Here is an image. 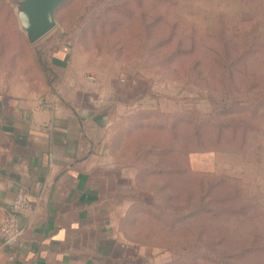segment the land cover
I'll list each match as a JSON object with an SVG mask.
<instances>
[{"label":"rangeland","instance_id":"obj_1","mask_svg":"<svg viewBox=\"0 0 264 264\" xmlns=\"http://www.w3.org/2000/svg\"><path fill=\"white\" fill-rule=\"evenodd\" d=\"M15 1L0 0V96L43 89L33 50L70 31L61 78L109 119L123 249L106 264H264V0H67L35 45ZM199 196L211 214H190Z\"/></svg>","mask_w":264,"mask_h":264},{"label":"crops","instance_id":"obj_2","mask_svg":"<svg viewBox=\"0 0 264 264\" xmlns=\"http://www.w3.org/2000/svg\"><path fill=\"white\" fill-rule=\"evenodd\" d=\"M68 82L0 96V223L18 193L29 200L22 238L0 248V264H106L123 249L106 195L109 119L89 87Z\"/></svg>","mask_w":264,"mask_h":264},{"label":"trees","instance_id":"obj_3","mask_svg":"<svg viewBox=\"0 0 264 264\" xmlns=\"http://www.w3.org/2000/svg\"><path fill=\"white\" fill-rule=\"evenodd\" d=\"M73 38L74 36L71 35L70 31H57L33 50V58L43 80L42 86L50 93H55L61 87L62 78L56 62L65 59L70 52ZM203 201V197L199 196L197 204L190 207V214L201 210L211 214L213 212L212 207L209 208L208 205L205 207L202 204ZM173 218L177 220L176 215Z\"/></svg>","mask_w":264,"mask_h":264},{"label":"water","instance_id":"obj_4","mask_svg":"<svg viewBox=\"0 0 264 264\" xmlns=\"http://www.w3.org/2000/svg\"><path fill=\"white\" fill-rule=\"evenodd\" d=\"M65 1L16 0L13 3L19 30L30 45L40 42L54 30V13Z\"/></svg>","mask_w":264,"mask_h":264},{"label":"built area","instance_id":"obj_5","mask_svg":"<svg viewBox=\"0 0 264 264\" xmlns=\"http://www.w3.org/2000/svg\"><path fill=\"white\" fill-rule=\"evenodd\" d=\"M91 83H96L95 78L87 77ZM29 208L28 195L18 193L5 210L0 223V248L13 247L22 238L23 231L17 226L18 215Z\"/></svg>","mask_w":264,"mask_h":264}]
</instances>
